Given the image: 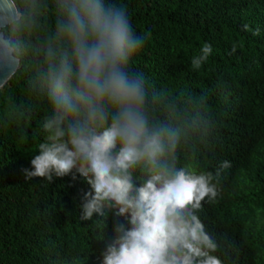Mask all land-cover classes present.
Returning <instances> with one entry per match:
<instances>
[{"label":"trees","instance_id":"obj_1","mask_svg":"<svg viewBox=\"0 0 264 264\" xmlns=\"http://www.w3.org/2000/svg\"><path fill=\"white\" fill-rule=\"evenodd\" d=\"M111 2L145 37L131 67L144 74L154 115L182 128L181 165L215 174L222 161L231 163L216 199L198 211L219 245L214 254L222 264H264V0ZM35 4L42 15L24 37L18 72L0 90V264H100L99 241L110 236L111 222L81 220L86 183L70 176L25 181L22 172L38 154L49 108L34 85L55 7L54 0ZM205 43L213 51L193 70Z\"/></svg>","mask_w":264,"mask_h":264},{"label":"clouds","instance_id":"obj_2","mask_svg":"<svg viewBox=\"0 0 264 264\" xmlns=\"http://www.w3.org/2000/svg\"><path fill=\"white\" fill-rule=\"evenodd\" d=\"M54 7L55 29L41 38L34 85L49 108L40 122L38 154L22 169L25 181L70 176L86 183L81 220L111 222L110 236L99 241L100 264H222L198 211L206 198L216 199L231 163L222 161L215 174L181 165L183 130L149 107L144 74L131 67L145 37L122 6L54 0ZM40 15L35 0H0V86L18 72L24 37ZM212 51L203 44L192 69L199 70Z\"/></svg>","mask_w":264,"mask_h":264},{"label":"water","instance_id":"obj_3","mask_svg":"<svg viewBox=\"0 0 264 264\" xmlns=\"http://www.w3.org/2000/svg\"><path fill=\"white\" fill-rule=\"evenodd\" d=\"M9 81H10V80H8L3 86H0V90L3 89V88L7 85V83H8Z\"/></svg>","mask_w":264,"mask_h":264}]
</instances>
